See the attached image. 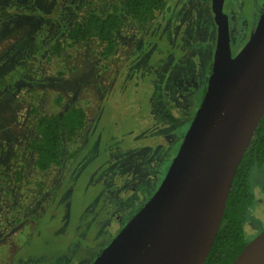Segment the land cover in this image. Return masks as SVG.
I'll return each instance as SVG.
<instances>
[{
	"label": "rangeland",
	"instance_id": "rangeland-1",
	"mask_svg": "<svg viewBox=\"0 0 264 264\" xmlns=\"http://www.w3.org/2000/svg\"><path fill=\"white\" fill-rule=\"evenodd\" d=\"M113 1L0 0V264H89L158 187L201 101L212 0H167L144 24L124 14L112 55L94 40L49 53ZM69 104L87 115L66 144L79 151L40 171L27 147L35 119ZM249 193L252 239L264 228V165Z\"/></svg>",
	"mask_w": 264,
	"mask_h": 264
},
{
	"label": "water",
	"instance_id": "water-1",
	"mask_svg": "<svg viewBox=\"0 0 264 264\" xmlns=\"http://www.w3.org/2000/svg\"><path fill=\"white\" fill-rule=\"evenodd\" d=\"M216 38L201 101L150 197L89 264H203L230 185L264 113V8L231 55L222 0H212ZM230 264H264V228Z\"/></svg>",
	"mask_w": 264,
	"mask_h": 264
},
{
	"label": "trees",
	"instance_id": "trees-1",
	"mask_svg": "<svg viewBox=\"0 0 264 264\" xmlns=\"http://www.w3.org/2000/svg\"><path fill=\"white\" fill-rule=\"evenodd\" d=\"M165 5L166 0H115L89 10L70 25L65 38L53 41L49 53L58 55L67 46L94 40L100 46V55H112L116 49L117 34L123 28L126 16L144 24L153 19ZM86 123L85 109L76 104H69L61 113L38 115L34 122L35 135L27 144L28 149L35 154L36 168L46 171L59 166L64 152L68 159L76 155L79 150L75 148L69 151L66 144L74 141ZM263 162L264 113L236 168L220 226L203 264H230L248 242L244 222L250 201L249 181L252 171L261 167Z\"/></svg>",
	"mask_w": 264,
	"mask_h": 264
},
{
	"label": "flooded vegetation",
	"instance_id": "flooded-vegetation-1",
	"mask_svg": "<svg viewBox=\"0 0 264 264\" xmlns=\"http://www.w3.org/2000/svg\"><path fill=\"white\" fill-rule=\"evenodd\" d=\"M224 5H225V0H222L221 8H222V12L226 15L227 18V32L230 42L231 55H235L240 50V48L245 44V42L248 40L251 33L253 32L257 20L264 8V0H230V4L226 9H224ZM216 6L218 9L219 3L218 5L216 4ZM214 27H215V37H214L213 46H215V38H216L215 22H214ZM211 64H212V60L208 67V74L210 73L211 70Z\"/></svg>",
	"mask_w": 264,
	"mask_h": 264
}]
</instances>
